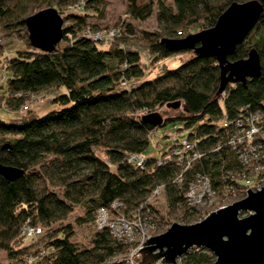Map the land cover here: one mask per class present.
I'll list each match as a JSON object with an SVG mask.
<instances>
[{"label":"trees","instance_id":"obj_1","mask_svg":"<svg viewBox=\"0 0 264 264\" xmlns=\"http://www.w3.org/2000/svg\"><path fill=\"white\" fill-rule=\"evenodd\" d=\"M232 1L244 0H126L130 18L143 20L154 11L158 29L139 31L136 37L129 23L122 34L119 23V35L101 47L83 32L99 29L87 17L101 18L104 0H0L1 38L13 36L25 46L4 56L0 43V104L17 114V119H0V163L22 169L14 180L0 175V250L6 264H119L108 258L123 247L106 228L94 227L89 244L78 245L72 239V223L49 226L75 207L83 211L79 221H94L96 208L114 199L127 209L137 208L156 185L161 186L167 215L188 222L183 193L192 173L201 170L215 185L222 166L235 163V152L222 147L225 131L215 120L234 117L240 107L264 111V0H258L262 7L258 20L228 56L234 60L256 49L260 74L244 84L220 85L214 58L191 49L183 50L190 53L187 58L168 67L163 60L182 51H168L160 38L212 26ZM49 6L62 17V39L53 50L42 51L31 47L23 20ZM140 51L149 65L140 61ZM59 87L65 91L51 101L60 107L40 116L31 108L21 111L30 96H44ZM177 105L183 113L160 115V125L175 119L185 127L196 123L186 138L206 152L192 162L181 182L174 180L179 160L165 156L173 144L161 153L159 164L153 157L138 163L129 159L148 146L149 134L159 126L143 121V114H160L162 106ZM2 144L8 147L2 149ZM216 145L221 148L209 149ZM24 224L40 231L24 235L20 232ZM213 259L210 251L191 247L180 264H210Z\"/></svg>","mask_w":264,"mask_h":264},{"label":"water","instance_id":"obj_2","mask_svg":"<svg viewBox=\"0 0 264 264\" xmlns=\"http://www.w3.org/2000/svg\"><path fill=\"white\" fill-rule=\"evenodd\" d=\"M258 0L232 1L217 16L214 24L181 37H161L160 42L171 52L191 49L196 55L213 57L220 85L242 83L260 74L259 55L250 48L245 57L231 60L236 45L241 43L258 20ZM28 40L33 48L51 51L62 39V17L56 8H42L24 18ZM142 120L160 125L158 112L145 113ZM2 144L1 148H7ZM22 169L0 163V175L14 180ZM227 205L210 210L200 220L183 223L172 221L163 232L149 235L139 248L140 263L149 264L160 258L168 264L176 261L191 247H202L213 254L210 264H264V185Z\"/></svg>","mask_w":264,"mask_h":264},{"label":"built area","instance_id":"obj_3","mask_svg":"<svg viewBox=\"0 0 264 264\" xmlns=\"http://www.w3.org/2000/svg\"><path fill=\"white\" fill-rule=\"evenodd\" d=\"M76 7V6H75ZM120 33L119 27L86 29L83 34L97 42L101 47H106L113 37ZM1 40V36H0ZM0 70V86L2 85ZM224 96V92H221ZM42 95L30 96V102L22 104L21 110L30 108V103L38 102ZM221 128L225 131L222 147L230 148L235 152V163H229L220 175V181L212 184L210 177L201 170L192 173L183 193L184 203L187 208L188 222L200 220L210 210L227 205L246 195L245 189L255 190L264 185V111L261 109H247L240 107L232 118L222 117ZM193 139L185 138L181 141L174 140L170 151L165 155L167 159L175 157L181 167L176 172L174 180L181 182L186 171H190L192 162L200 159L206 152L199 151ZM221 145L209 147L219 150ZM135 155L129 159L135 160ZM156 162H161L160 156ZM236 164V165H232ZM194 170V169H193ZM161 186L156 185L146 199L137 207L127 209L121 200L114 199L108 205L98 206L94 214V227L106 228L110 235L123 247L121 251L113 253L108 259L119 264H142L139 248L142 241L149 235L161 231L160 217L155 207L159 204ZM182 221V218H179ZM24 235H34L40 228L24 224L21 228ZM182 256V255H181ZM181 256L176 258L180 263ZM149 264H168L161 262L160 258Z\"/></svg>","mask_w":264,"mask_h":264},{"label":"rangeland","instance_id":"obj_4","mask_svg":"<svg viewBox=\"0 0 264 264\" xmlns=\"http://www.w3.org/2000/svg\"><path fill=\"white\" fill-rule=\"evenodd\" d=\"M166 2L170 3L171 0H165ZM105 2V9L103 11V16L101 18L96 16H89L87 17V22L93 24V27L104 29V28H110V27H118V24H122L123 32H125V24L129 23L133 30L134 35L137 37L139 36V31H153L158 29V22L154 17V11L153 13L143 19H132L128 16L126 11V0H104ZM71 8H75V5L70 6ZM66 24L69 22L66 21ZM192 30L196 28H191ZM68 41H70L72 35L71 33H67ZM66 37V39H67ZM0 43L3 47V55L4 56H13L16 54L17 50H22L25 48L24 43L20 41L19 39L13 37V36H5L1 38ZM141 62H148L149 65V59L145 58L146 56L143 51H140ZM190 55V53L182 51L174 55H170L167 58H165L163 61L166 63L168 67H172L180 63L182 60L187 58ZM146 60V61H145ZM49 91V90H48ZM52 91V90H50ZM63 87H59L56 90H53L52 92H46V94L43 96V98L38 102H32L30 103L31 110H35L36 115L40 116L46 113L49 110H52L54 108L60 107L57 103L52 102L51 98L57 94L64 92ZM219 105L221 109L223 110V104L220 101ZM22 111V110H21ZM19 112V111H18ZM160 115L163 116H174L179 115L180 113H183V109L180 105H177L176 107H170V106H162L159 110ZM24 112H19L18 114H22ZM17 114L15 112H11L6 110L4 106L0 104V119L3 120H12L17 119ZM204 117L203 119H205ZM221 117L217 118L215 120L216 123L220 122ZM196 123L193 124L190 127L183 126V121L181 119H175L173 121L167 122L164 125H159L155 127L152 132L149 134V143L148 146L139 154L135 155V160L140 161L144 157H153L158 158L162 152L166 150L167 147L173 144L174 140L181 141L186 138L188 132H190L194 127ZM135 162V161H134ZM158 211L159 217H160V225L161 231L163 232L167 226L165 221L166 220H174L178 222H182L178 220H175L173 218V214L167 215V207L164 203V197H159V204L157 207H155ZM178 213V212H176ZM94 214V213H93ZM83 215L82 209L79 207H75L70 213H68L64 218L53 222L50 224L49 228H53L56 225H59V222L66 223L70 222L72 223L74 234L72 236L73 241H75L78 245H88L91 233L95 230L94 228V222L91 221H79L77 218L78 216ZM190 222V221H189ZM23 226V225H22ZM22 228V227H21ZM42 230H46V228H41ZM21 230V229H20ZM21 232V231H20ZM23 240H26V236H22ZM7 258L5 256V253L0 250V264H6Z\"/></svg>","mask_w":264,"mask_h":264}]
</instances>
